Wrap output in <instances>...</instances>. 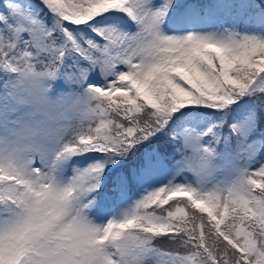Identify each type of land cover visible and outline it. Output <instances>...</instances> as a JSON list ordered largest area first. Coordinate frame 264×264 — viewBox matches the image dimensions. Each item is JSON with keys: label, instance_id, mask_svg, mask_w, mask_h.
Returning a JSON list of instances; mask_svg holds the SVG:
<instances>
[{"label": "snow or ice", "instance_id": "obj_1", "mask_svg": "<svg viewBox=\"0 0 264 264\" xmlns=\"http://www.w3.org/2000/svg\"><path fill=\"white\" fill-rule=\"evenodd\" d=\"M0 77V264H264V0H5Z\"/></svg>", "mask_w": 264, "mask_h": 264}, {"label": "rangeland", "instance_id": "obj_2", "mask_svg": "<svg viewBox=\"0 0 264 264\" xmlns=\"http://www.w3.org/2000/svg\"><path fill=\"white\" fill-rule=\"evenodd\" d=\"M31 2L37 3L36 0H31ZM0 80L2 81V77ZM48 87L49 90L47 95L52 106L51 110L54 115H57L59 117L60 115L65 114L62 112V106L60 104L62 98L72 97L78 95L79 93L77 92L76 87L64 77L57 78L54 82H50V85H48ZM0 90H2V82L0 83ZM26 111L27 110H22V112ZM66 114L70 115L72 113L67 112ZM73 158H75V156L62 165V174L64 177H71L74 174L73 172H71Z\"/></svg>", "mask_w": 264, "mask_h": 264}, {"label": "trees", "instance_id": "obj_3", "mask_svg": "<svg viewBox=\"0 0 264 264\" xmlns=\"http://www.w3.org/2000/svg\"><path fill=\"white\" fill-rule=\"evenodd\" d=\"M38 3V0H36ZM206 0H200V2L205 3ZM4 5H5V0H0V11H4ZM41 18L47 19L48 17L46 16V14L42 13ZM241 103H244L243 101ZM264 126V125H262ZM155 139V138H154ZM162 143H167V147L169 146V141H164ZM89 155H92L91 153ZM89 163L88 160L84 159V157H80V156H75V158H73L72 160V168H71V172H73V169L76 167H80L83 168L85 166H87V164ZM159 244L161 247L167 249L170 245L168 244L166 238H162L159 241Z\"/></svg>", "mask_w": 264, "mask_h": 264}, {"label": "clouds", "instance_id": "obj_4", "mask_svg": "<svg viewBox=\"0 0 264 264\" xmlns=\"http://www.w3.org/2000/svg\"><path fill=\"white\" fill-rule=\"evenodd\" d=\"M70 115H72V114H70Z\"/></svg>", "mask_w": 264, "mask_h": 264}]
</instances>
